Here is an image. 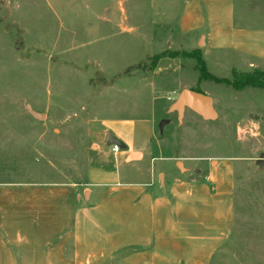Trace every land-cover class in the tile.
<instances>
[{
  "label": "rangeland",
  "instance_id": "1",
  "mask_svg": "<svg viewBox=\"0 0 264 264\" xmlns=\"http://www.w3.org/2000/svg\"><path fill=\"white\" fill-rule=\"evenodd\" d=\"M188 1L0 0V184L85 182L92 165L126 180L164 166L180 175L175 161L196 178L191 169L235 157V225L212 264H264V89L200 78L191 53L205 29ZM233 3L238 23L264 26V0ZM202 55L217 77L255 71L233 49ZM185 88L212 96L218 118L170 111ZM250 120L257 135L241 139ZM109 131L126 143L118 154Z\"/></svg>",
  "mask_w": 264,
  "mask_h": 264
},
{
  "label": "crops",
  "instance_id": "2",
  "mask_svg": "<svg viewBox=\"0 0 264 264\" xmlns=\"http://www.w3.org/2000/svg\"><path fill=\"white\" fill-rule=\"evenodd\" d=\"M204 1L187 2L205 29L202 54L233 49L264 72V26L238 23L233 0L200 12ZM235 159L191 169L199 179L175 161L180 175L164 166L126 180L92 165L85 182L0 184V264H212L235 225Z\"/></svg>",
  "mask_w": 264,
  "mask_h": 264
},
{
  "label": "water",
  "instance_id": "3",
  "mask_svg": "<svg viewBox=\"0 0 264 264\" xmlns=\"http://www.w3.org/2000/svg\"><path fill=\"white\" fill-rule=\"evenodd\" d=\"M190 109L196 114L200 115L204 120H216L218 118V112L215 109L213 97L200 91H196L190 88L181 90L175 101L170 105V111L177 112L179 118L184 116L185 110ZM170 120L165 118L161 126L168 123ZM105 140L111 144H121L120 139L113 135L112 132H107ZM260 166L264 163V153L261 154V158L257 160Z\"/></svg>",
  "mask_w": 264,
  "mask_h": 264
},
{
  "label": "trees",
  "instance_id": "4",
  "mask_svg": "<svg viewBox=\"0 0 264 264\" xmlns=\"http://www.w3.org/2000/svg\"><path fill=\"white\" fill-rule=\"evenodd\" d=\"M164 53L156 55L154 58L155 60H159ZM192 57L197 60V68L200 72L201 79H209L212 81H216L219 83H225L236 90H242L246 87H259L264 88V72L261 70H255L249 73H241V74H234L233 78H221L213 75L207 69L205 60L203 59V55L199 49L194 50L191 53ZM157 63V62H156Z\"/></svg>",
  "mask_w": 264,
  "mask_h": 264
},
{
  "label": "built area",
  "instance_id": "5",
  "mask_svg": "<svg viewBox=\"0 0 264 264\" xmlns=\"http://www.w3.org/2000/svg\"><path fill=\"white\" fill-rule=\"evenodd\" d=\"M257 128L254 123H247L242 127H239V136L241 139L245 138L246 136H255L257 135ZM113 151L117 152L119 151V145L118 144H113Z\"/></svg>",
  "mask_w": 264,
  "mask_h": 264
}]
</instances>
